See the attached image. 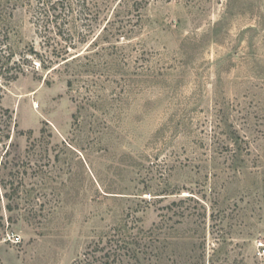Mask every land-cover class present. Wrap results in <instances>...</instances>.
Returning a JSON list of instances; mask_svg holds the SVG:
<instances>
[{"label":"rangeland","instance_id":"obj_1","mask_svg":"<svg viewBox=\"0 0 264 264\" xmlns=\"http://www.w3.org/2000/svg\"><path fill=\"white\" fill-rule=\"evenodd\" d=\"M14 53L0 264H86L127 223L143 264H264V0H0Z\"/></svg>","mask_w":264,"mask_h":264},{"label":"trees","instance_id":"obj_2","mask_svg":"<svg viewBox=\"0 0 264 264\" xmlns=\"http://www.w3.org/2000/svg\"><path fill=\"white\" fill-rule=\"evenodd\" d=\"M52 1L53 0H44V5L47 6L51 4ZM58 2L60 1H57L55 4H58ZM34 54L36 57L33 59L39 61V65L33 63V69H36L37 65L39 66L35 73H38L40 68L44 71L52 72L57 70L56 66L60 65L62 62H69V59L66 58L68 51L66 53H60L54 58L48 57L47 60H45L40 53ZM10 57L11 55H8L0 60V80H2L4 84H10L17 81L21 76L27 75L26 73L29 72V69H25L27 63H31L30 66H32V61L26 56L21 55V59L15 60V57H17L15 53L14 66H11ZM12 70H14V74L11 73ZM4 84H0V137L1 139L5 137V139L9 140L13 114L2 105ZM15 128H17V123H15ZM4 146H6V144H4ZM8 153L7 151L6 154ZM1 157L2 154L0 152V158ZM131 222L133 223V221ZM134 230L132 225L129 227L127 223L124 227L116 228L105 243L99 242L91 244L84 254V257L88 260L86 264H143L145 259L143 256L146 257L149 253L148 243L152 238L145 236L142 230H138V233H135ZM74 264L81 263L76 261Z\"/></svg>","mask_w":264,"mask_h":264}]
</instances>
